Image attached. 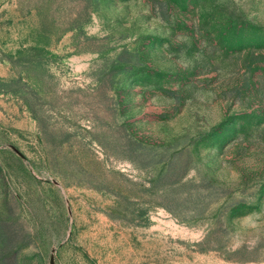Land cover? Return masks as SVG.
Masks as SVG:
<instances>
[{
	"label": "rangeland",
	"instance_id": "1",
	"mask_svg": "<svg viewBox=\"0 0 264 264\" xmlns=\"http://www.w3.org/2000/svg\"><path fill=\"white\" fill-rule=\"evenodd\" d=\"M0 264H264V0H0Z\"/></svg>",
	"mask_w": 264,
	"mask_h": 264
}]
</instances>
